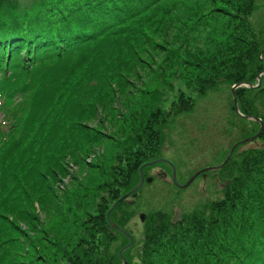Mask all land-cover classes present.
<instances>
[{
	"label": "trees",
	"instance_id": "16d2710c",
	"mask_svg": "<svg viewBox=\"0 0 264 264\" xmlns=\"http://www.w3.org/2000/svg\"><path fill=\"white\" fill-rule=\"evenodd\" d=\"M23 1L0 0V264H122L110 249L126 236L107 214L156 159L164 117L194 112L187 90L229 87L234 117L254 125L239 132L227 119L223 133L239 134L229 151L260 130L236 113L233 86L248 85L235 91L239 110L264 125L257 0ZM102 121L122 125L116 151L88 162L109 139L93 126ZM254 142L218 170L223 198L177 221L148 213L143 264H264V129ZM128 199L110 214L123 229L137 208Z\"/></svg>",
	"mask_w": 264,
	"mask_h": 264
},
{
	"label": "rangeland",
	"instance_id": "374dc122",
	"mask_svg": "<svg viewBox=\"0 0 264 264\" xmlns=\"http://www.w3.org/2000/svg\"><path fill=\"white\" fill-rule=\"evenodd\" d=\"M36 1L38 0H24L21 6L30 9ZM251 26L252 31L257 34L256 38L261 40V34L264 33V0H257L256 10L251 17ZM259 86L258 84V86L253 87L257 88ZM177 90L178 88L165 102L164 107L166 109L170 108L171 100H178L179 93ZM187 91L195 101V110L176 117H164L162 126L163 143L155 159H164L175 166L177 181L180 186L185 185L195 173L216 168L227 157L229 146L235 143L239 136L236 130L233 133L228 131L223 133L225 128L232 127L228 126V123L234 125L238 122L239 125L241 124L239 132H245L244 128L247 129L246 132L249 129H254L253 124H243L236 120L228 105L230 89L223 83L204 96H200V91L197 89L191 88V91ZM169 95L170 93L167 94V96ZM3 117L4 114L0 111V125ZM109 122L102 121V123L96 122L93 124L104 135H109L107 136L109 139L103 146L94 149V152L88 158V162H91L94 157L100 158L103 155H109L110 151L112 153L116 151L112 149L110 136H113L115 131L118 133L117 129L122 125L117 123L113 126ZM256 146H258L257 142H251L244 145L243 148L248 149ZM70 169L71 176L77 177L79 182L82 181V178H87L88 171L86 168L78 169V167L70 164ZM144 171H147L145 175L153 176L155 180L152 184H144L137 198H127L126 202L128 204L130 202L134 204V200H136L135 204L137 205L136 209L131 207L133 210L132 218L125 227L129 237L126 235V237H122L115 233L118 240L113 243L110 249L112 253H116L117 249L126 248L131 243L132 238L131 247L125 250V258H127L128 264H143L142 247L145 237L143 223L139 219L141 213H146L148 216L149 212L161 211L162 214L170 217L172 221H177L183 214L194 213L197 209H202L207 202L223 198L224 182L220 181L218 170L212 169L204 175H199L185 189L173 184L172 172L164 163L147 166L144 168L143 173ZM71 176L60 182L58 187L61 190L74 185L75 181L72 182ZM126 209L128 210V208Z\"/></svg>",
	"mask_w": 264,
	"mask_h": 264
},
{
	"label": "water",
	"instance_id": "95a60500",
	"mask_svg": "<svg viewBox=\"0 0 264 264\" xmlns=\"http://www.w3.org/2000/svg\"><path fill=\"white\" fill-rule=\"evenodd\" d=\"M239 86H241V85H237V86H234V87H233V89H232V96H233V98H234V102H235V110H236L237 114H238L239 116H241V117H244V116L239 112V107H238L237 97H236V95H235V91H236V89H237ZM252 87H253V86H252ZM244 118H246V119H248V120H254V121L260 123V130H259L258 134H256V135H255L254 137H252V138L245 139V140L239 142L238 144L234 145V146L231 148V150H230V152H229L227 158H226V159L224 160V162H223L220 166H218L216 169H221V168H223V167H224V166H225V165L231 160V158H232V156H233V154H234V151H235V149H236L238 146H240V145H244V144H247V143H250V142L256 140V139L261 135V133L263 132L264 125H263L261 119L256 118V117H244ZM160 163H166V164H168V165L171 167V169H172V180H173L174 184H175L177 187L181 188V189H185V188H187L188 186H190V185L192 184V182H193V181H194V180H195L200 174H202V173H206L207 171H210V170H212V169H215V168H212V169H206V170L199 171V172L195 173V174L192 176V178H191V179H190L185 185L180 186V185L178 184V181H177L176 168H175V166H174L173 164L169 163L168 161H166V160H164V159H157V160H154V161L149 162V163L145 164L144 166H142V167L140 168L141 179H140L139 184H138V185H137L132 191H130L128 194H126L124 197H122L119 201H117V202L114 204V206L112 207V209L110 210V212L107 214L108 221H109L110 225H111L113 228L119 230L121 233H123L124 235H126V236H128V237H129V235H128L123 229H121L118 225H116L114 222L111 221V219H110V214H111V212L116 208V206L118 205V203H119L120 201H122V200H124V199H127V198H129L131 195L137 193V192L143 187V185H144L145 183H147V184H152V183H153V181L155 180V178H154L153 176L145 177V176H144V173H143V170H144V168L147 167V166H153V165L160 164ZM146 218H147V215H146V214L143 213V214L140 215V219H141L142 222H145V221H146ZM132 242H133V241H132V238H131V243H130L126 248H124V249L120 252V257H121V259H122V261H123V264H128V262L125 260V258H124V256H123V253H124V251H125L126 249H128V248L131 247Z\"/></svg>",
	"mask_w": 264,
	"mask_h": 264
}]
</instances>
